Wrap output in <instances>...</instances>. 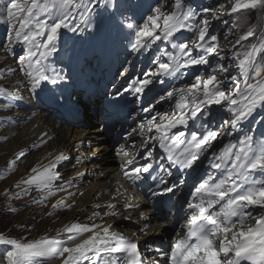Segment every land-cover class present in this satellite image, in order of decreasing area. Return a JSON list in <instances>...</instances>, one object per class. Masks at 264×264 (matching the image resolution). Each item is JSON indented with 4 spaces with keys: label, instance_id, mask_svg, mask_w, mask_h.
<instances>
[{
    "label": "snow or ice",
    "instance_id": "1",
    "mask_svg": "<svg viewBox=\"0 0 264 264\" xmlns=\"http://www.w3.org/2000/svg\"><path fill=\"white\" fill-rule=\"evenodd\" d=\"M264 5V0H237L233 12L242 9H255ZM181 0H175L173 11L166 12L161 7L152 10V14L141 25L127 24V28L134 32L130 42L132 52L139 53L142 49L151 47L157 41L171 42L176 35L184 30L193 31V26L187 23L194 19L192 12L181 13ZM84 8L81 13V23H86L91 9L77 0H9L0 13H6L8 23L16 21L19 25L15 29L17 40L29 45L28 55L21 57V69L34 81L33 87L40 81L48 79L43 70V61L55 51V42L59 31L67 28L65 23L72 11ZM59 14V15H57ZM42 16L54 17L52 23L40 19ZM207 24V21L204 22ZM79 25H77L78 27ZM75 30V29H73ZM254 33L249 31L248 37ZM195 39L189 47L188 42L173 44L175 54H168L161 50V55H168L167 62L153 60L156 65L154 71L148 73L150 77L175 76L181 69L203 65L207 60L203 56H194V50L203 49L209 55L216 52V36H208L207 28H200L194 32ZM45 37L44 39H41ZM246 38V37H245ZM32 49H35L33 51ZM264 51V41L259 48H253L240 58L237 54L238 66L242 74H246L255 52ZM34 57H38L35 58ZM223 59V57H220ZM219 71V69H217ZM255 84H248L244 89L236 86L234 91L225 92L217 84V75L207 77L197 75L193 83L184 87L173 88L167 92V98L178 96L174 111L164 113L156 123V117L148 121L147 131L155 132L150 137L159 140L161 147L168 154L169 160L183 169H192L200 160L201 155L208 152L220 133L216 130H206L202 134L192 133L191 138L185 137V132L178 131L173 135V129L180 126L188 127L189 120L195 121L202 114L205 105H221L227 103L228 112L232 116V127L252 114L258 105H264V72L257 71ZM163 82V81H161ZM152 83L151 79L140 82L136 87L137 93ZM5 89L0 88V93ZM9 95H11L9 93ZM163 99V97H162ZM237 104L242 106L237 108ZM143 130V129H142ZM170 141L169 143H165ZM127 156L128 153L124 152ZM151 156V153H149ZM66 159L62 154L56 160ZM219 163L211 166L220 170L223 165H230L225 170L227 175L219 182H214L211 175L204 179L195 189L193 199L187 203L191 215L185 227V233L178 239L171 250L169 259L171 264H264V181H256L253 173L264 174V144L254 149L253 137L247 136L240 140L239 145L226 146L216 157ZM14 162H9V168ZM55 163L45 167L43 171L33 169L35 175L25 181L36 184L37 190L50 188L56 179L52 168ZM151 165L135 168L125 176L135 182L142 173H148ZM172 192V188L167 189ZM54 193L49 192V195ZM46 198V197H45ZM63 200L53 205H62ZM109 207H112L111 205ZM251 209H259L260 214L254 215ZM249 220H254L250 224ZM101 227V226H95ZM69 233L68 239L75 240L76 236L93 232L94 228L87 225L72 224L65 229ZM102 234L97 232L75 247H68L57 239H41L32 243H21L14 239H6L0 235V244L11 245L13 250L6 256L7 264H28L33 257L58 258L62 264H82L88 253L99 255L102 252L124 253L127 256L125 264H142L137 243L124 236L110 231L109 227H102ZM179 235V234H178ZM95 264V261L92 262ZM111 264H116L112 261Z\"/></svg>",
    "mask_w": 264,
    "mask_h": 264
},
{
    "label": "bare ground",
    "instance_id": "2",
    "mask_svg": "<svg viewBox=\"0 0 264 264\" xmlns=\"http://www.w3.org/2000/svg\"><path fill=\"white\" fill-rule=\"evenodd\" d=\"M182 38V36L176 35L177 41ZM117 49L118 52H121V49ZM2 53L3 51L0 49V63L5 62L3 61L4 56ZM7 60L2 64L5 68H1L3 71L1 74L6 77V73H11L12 76L8 79L12 80L8 81L7 77L4 80L7 82L6 84L13 83L14 85H11L12 87L9 89L5 88L4 93H0V102L11 101L10 104H0V112L4 111L0 113V123H2L0 130L2 127H5V130L9 128L5 133L0 134V138L5 139L3 137L14 133L16 127L23 126L19 134L12 139L10 138L11 141L13 140V144L17 145L11 148L10 152L11 159L14 161L16 160L15 156L19 153L24 152L23 155L25 156L27 151L30 150L31 152L37 146L42 148L31 152V154L30 152H28L29 154L27 153L29 155V159H26L28 168L24 166L22 171H28L23 176L20 173L21 177L17 181L21 185L19 189L22 188V185L23 188L21 190L25 189L22 193L37 189L36 184L25 183V181L35 175L33 169L43 171L45 167L55 163L52 173H54L56 179L51 182L50 188H44V191L40 193L48 192V196L49 192H52L55 195L53 198L46 197L43 199L42 207H47L45 211L46 213L48 212V217H50L45 219L44 222L46 224H56L58 231L53 229L52 232L54 234L50 233L51 231L39 234L36 239L54 238L68 247H75L76 244L81 243L97 232L102 234V227H109L110 231L116 232L132 242H137L139 245L146 244L149 240L161 239L169 224L157 221L152 210L148 207L147 200L140 194L132 192L127 185L120 181L117 159L115 157L116 152H112L109 140L103 136L100 126L93 116L85 114V122L83 124L85 128L76 129L62 127L57 121L45 116L42 108L41 110L34 109L33 105L27 103L29 100L24 98L27 93L22 85L23 78L19 74L15 61L9 58ZM110 75H114V72H110ZM109 90L114 91V85ZM72 91H78V93L85 91L89 96L93 94L90 87L76 89L69 86L67 92ZM102 92H104V89ZM107 97V95H102L100 100L105 101ZM79 98L76 99L78 104L83 110H86L87 108ZM15 101H17L16 107ZM96 105L99 106L98 104ZM61 154L66 159L56 160V157ZM40 193L38 190V194ZM49 200L50 203L48 204ZM61 200L64 203L53 208V205ZM110 205L112 207H109ZM68 206L72 208L62 218L61 215L65 212H63V209L67 210L68 208L66 207ZM35 208H37L36 211L40 212V207ZM59 219L62 222L65 220L67 222H60L61 224L59 225V221L56 222ZM72 224L87 225L93 227L94 231L79 235L73 233L71 235L76 236L75 240H69V233L65 229ZM41 225L38 221L32 226L36 227L37 231ZM97 256L91 252L88 253L87 259H83L82 264ZM46 260L43 264H62L61 259L58 258H46ZM0 264H3L1 258Z\"/></svg>",
    "mask_w": 264,
    "mask_h": 264
},
{
    "label": "rangeland",
    "instance_id": "3",
    "mask_svg": "<svg viewBox=\"0 0 264 264\" xmlns=\"http://www.w3.org/2000/svg\"><path fill=\"white\" fill-rule=\"evenodd\" d=\"M123 1L125 0H118L117 2L120 3ZM174 3L175 0H154L153 7L145 8L143 10L146 13L143 14L144 12H142V15H144L142 24L147 20V17L152 14V10L154 8L161 7L164 11L171 12L173 11ZM236 3L237 0H228V4L226 6L222 5L221 7L216 8L217 11L215 10L216 12L212 14V17L203 19V28L206 27L208 29L209 27H212V25L215 26L214 28H216V33L213 36H216L219 42L216 45L217 46L216 51L222 54V57L233 58L234 56H237V54H239V56L243 58V55L246 52L252 50L253 48L258 49L260 43L264 41V5L257 6L255 9H242L240 11L233 12L232 9ZM115 5H116L115 0H110L109 9L115 7ZM251 15L255 17L254 22H252L251 20L252 19ZM205 21H207V24L204 23ZM67 22L70 23L69 19L67 20ZM109 22L110 21H107L106 24H108ZM72 26L75 25L72 24ZM249 31H252L254 35L248 37L247 33ZM0 49L3 51L2 53V55L4 56L3 61L5 62L8 61L7 60L8 57L6 53L2 48ZM259 53L262 56L260 62L264 64V58H263L264 51H259ZM5 62L0 63V70L2 67L5 68L4 66H2V64H4ZM2 72L3 71L1 70L0 87L2 86L1 88L3 89L5 88L9 89L14 84L13 83L6 84L7 82H5L4 78L7 77L6 79L8 81H11L12 79H8V78H10L12 75L11 73L10 74L6 73L7 75L6 77H4L1 74ZM0 126H2V123H0ZM22 127L23 126L16 127L14 133H12L7 137H3L5 139H2V137L0 138V235L4 236L6 239H14V240L17 239V241L21 243H32L35 242V240L36 241L39 240L36 239L39 234L48 233L50 231H51L50 233H53L52 230L55 229V231L56 230L58 231V227H56V224H49V223L46 224L44 222L45 219H49L50 217H48L49 216L48 212L46 213L45 211L47 207L46 208L42 207L43 206L42 200L45 199V197L53 198L55 195L47 196L48 192L40 193L41 192L40 190H39L40 194H38V190L36 188L30 190L29 192L22 193L25 190V189L21 190L23 188V185L22 188L19 189L21 185H19L17 181L20 179L21 176H23V174H25L28 171L27 170L23 172L22 168L24 166L28 168V164L26 165V161L29 159L28 152H30V150L27 152L25 151L26 152L25 156L23 155L24 152L17 154L15 156L16 159L15 161L11 159L10 152H11V148L17 146L13 144L14 142L13 140L11 141V139L14 138L15 135L19 134V131L20 129H22ZM5 129H6L5 127H2V129L0 130V134H3L7 130H9V128L7 130ZM9 141L11 142L9 143ZM40 149H42L41 146H37L34 148V150L32 149L31 152H35ZM9 162H14L11 168H9ZM20 173L22 174L21 176ZM17 184L18 186L16 187ZM49 203L50 200L48 201V204ZM35 207H40L39 208L41 209L40 212L36 211L37 208ZM66 208L68 209L67 210L63 209V212L64 211L65 212L61 215L62 218H64L66 212L70 211L72 207L68 206ZM52 216H57V215H52ZM38 221L42 225L38 227L36 231V227H33L32 225ZM56 222H58L59 225L63 223L61 219L57 220ZM12 250L13 248L11 245L0 244V258L3 264H7L6 261L7 253ZM45 261H47L46 258L33 257L29 260L28 263L43 264Z\"/></svg>",
    "mask_w": 264,
    "mask_h": 264
},
{
    "label": "trees",
    "instance_id": "4",
    "mask_svg": "<svg viewBox=\"0 0 264 264\" xmlns=\"http://www.w3.org/2000/svg\"><path fill=\"white\" fill-rule=\"evenodd\" d=\"M227 2L228 0H199L198 8L200 11L210 14V12L215 10L217 7L228 4ZM251 17L252 22H254L255 17L253 15H251Z\"/></svg>",
    "mask_w": 264,
    "mask_h": 264
}]
</instances>
